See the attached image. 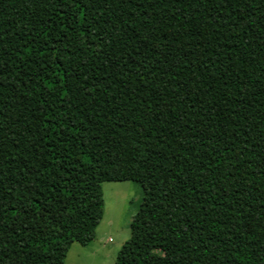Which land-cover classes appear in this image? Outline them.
Returning <instances> with one entry per match:
<instances>
[{"label":"trees","instance_id":"1","mask_svg":"<svg viewBox=\"0 0 264 264\" xmlns=\"http://www.w3.org/2000/svg\"><path fill=\"white\" fill-rule=\"evenodd\" d=\"M120 180L114 264H264V0H0V264H62Z\"/></svg>","mask_w":264,"mask_h":264},{"label":"rangeland","instance_id":"2","mask_svg":"<svg viewBox=\"0 0 264 264\" xmlns=\"http://www.w3.org/2000/svg\"><path fill=\"white\" fill-rule=\"evenodd\" d=\"M102 215L94 236L86 245L71 242L62 264H114L128 224L141 197L139 185L131 180L100 182Z\"/></svg>","mask_w":264,"mask_h":264}]
</instances>
